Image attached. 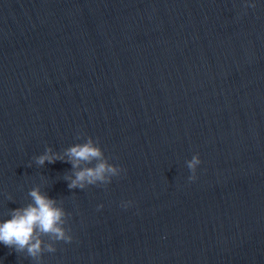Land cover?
Returning a JSON list of instances; mask_svg holds the SVG:
<instances>
[{
  "label": "water",
  "instance_id": "95a60500",
  "mask_svg": "<svg viewBox=\"0 0 264 264\" xmlns=\"http://www.w3.org/2000/svg\"><path fill=\"white\" fill-rule=\"evenodd\" d=\"M87 136L106 187L35 163ZM36 185L73 236L41 264H264V0H0V220Z\"/></svg>",
  "mask_w": 264,
  "mask_h": 264
},
{
  "label": "clouds",
  "instance_id": "9594fccd",
  "mask_svg": "<svg viewBox=\"0 0 264 264\" xmlns=\"http://www.w3.org/2000/svg\"><path fill=\"white\" fill-rule=\"evenodd\" d=\"M248 6L246 3L245 7ZM250 6L255 7V4ZM84 135L78 133L77 139ZM34 160L38 166H43L45 162L55 163L57 160L69 162L72 172L64 176L69 189H84L90 185L106 187L114 177L126 171L122 166L109 162L98 139L92 136H87L83 142L74 143L63 151H54L49 146ZM200 163L198 153L187 161L191 171L189 180L196 179V169ZM28 196L29 203L10 209V218L0 220V243L17 253H26L35 264H41L45 252L54 253L57 250V242L70 243L73 240L68 226L71 213L65 210L62 201L58 202L47 192L41 191L40 185L32 187ZM129 204L131 201L124 206ZM98 207L102 208L103 205Z\"/></svg>",
  "mask_w": 264,
  "mask_h": 264
}]
</instances>
